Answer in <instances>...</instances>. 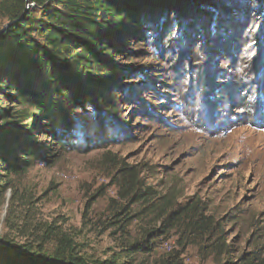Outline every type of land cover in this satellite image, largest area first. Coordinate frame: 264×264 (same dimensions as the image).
<instances>
[{"label":"rangeland","instance_id":"obj_1","mask_svg":"<svg viewBox=\"0 0 264 264\" xmlns=\"http://www.w3.org/2000/svg\"><path fill=\"white\" fill-rule=\"evenodd\" d=\"M261 10L262 3L251 6L229 37L216 33L203 41L199 35L183 50L176 37L171 45L165 41L157 67L148 55L132 62L155 67L151 77L157 76V88L140 93L137 102L131 99L128 125L97 128L81 114L75 151L51 165L37 163L25 174L5 175L0 247L10 241L38 252L49 238L66 236L89 264H167L177 256L183 264H225L243 254L264 264ZM7 23L0 13V29ZM151 44L149 53L161 51ZM127 182L140 196L126 197ZM147 193L150 198L141 200ZM161 197L184 207L199 203L223 224L226 253L213 254L206 237L186 224H164L165 201L155 200ZM54 238L44 246L47 253L56 246ZM136 244L143 250H130Z\"/></svg>","mask_w":264,"mask_h":264},{"label":"trees","instance_id":"obj_2","mask_svg":"<svg viewBox=\"0 0 264 264\" xmlns=\"http://www.w3.org/2000/svg\"><path fill=\"white\" fill-rule=\"evenodd\" d=\"M255 3H262L264 14V0H0V13L8 21L0 29V101L3 97L10 104L8 109L0 104V203L9 188L4 177L25 174L37 163L51 165L77 149L74 134L81 114L97 128L128 125L125 109L131 99L156 92L157 76L151 73L163 60L165 41L171 45L176 37L183 50L199 35L203 41L216 33L229 37ZM152 41L161 49L156 54L148 52ZM147 55L156 62L154 68L132 66ZM127 183L126 197L140 196ZM160 199L165 201L160 209L164 224H186L206 237L213 254L226 253L223 224L199 203L184 207L172 198H155ZM53 237L56 246L47 253L44 246ZM53 237L38 252L4 243L0 264H89L70 239ZM139 246L130 250H143ZM259 259L243 254L225 264H263ZM167 264L183 263L177 256Z\"/></svg>","mask_w":264,"mask_h":264},{"label":"water","instance_id":"obj_3","mask_svg":"<svg viewBox=\"0 0 264 264\" xmlns=\"http://www.w3.org/2000/svg\"><path fill=\"white\" fill-rule=\"evenodd\" d=\"M8 26V25H7ZM7 26H6V28H7ZM4 31V30H3Z\"/></svg>","mask_w":264,"mask_h":264}]
</instances>
